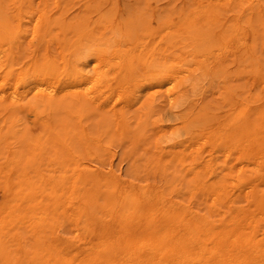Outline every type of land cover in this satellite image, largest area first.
Listing matches in <instances>:
<instances>
[{"label":"rangeland","instance_id":"374dc122","mask_svg":"<svg viewBox=\"0 0 264 264\" xmlns=\"http://www.w3.org/2000/svg\"><path fill=\"white\" fill-rule=\"evenodd\" d=\"M229 2H239L243 8L251 2L261 4L259 10L264 11V0H0V22L8 18L13 20L11 17L17 14L18 7L28 11L24 13L23 10L24 15H20L18 19L19 30L15 28L16 21L0 27V65L9 69V78L36 70H39L40 75L51 77V80L41 82L37 90L33 88L26 95L24 91L27 88L17 87V97H25L24 100L28 101L33 99L35 93L48 96L50 92L53 94L49 95L55 97L64 93L71 96L79 87L85 89L89 86L90 94L101 101H95L96 104L93 102L95 105L88 104L91 108L65 105L66 107L54 109L56 111L53 112L51 109L35 106L15 112L10 132H18L17 135L28 132L31 137L35 132H51L42 138L39 151L31 155L32 157L29 155L31 163L27 169L31 175L37 169L36 172L41 176L50 175L49 177L55 179L61 176L66 180L63 191L56 186V190L51 192L57 198V205L61 207L59 218L51 223L56 230L53 231L54 235L76 244L87 240L95 242L99 235L98 215H105L109 219L106 215L113 209V201L105 199L106 193L118 195L124 189L136 194L152 186L163 191L166 197H178L177 200L184 205H191L204 213L197 197L190 198L183 193L191 174L180 169L175 162L176 157L183 160L185 168H197L195 166L205 161L212 165L218 176L228 171L224 168L231 167L229 174L235 179L253 177L250 168L260 160L259 157L264 161V152H259L252 158L239 157L238 151L244 149L248 153L253 149L254 142L246 141L243 134L237 143H233L236 132H229V124L221 122L227 118L224 117L225 113L229 114L241 105L253 108L261 104L256 98L264 92V85L257 78L253 81L250 72L263 68L264 20L258 19L255 12L250 25H245L241 20L237 24L240 33L238 29L234 31L237 25L229 21V18L236 10L224 9ZM41 15L42 18L51 16L50 19L57 21L43 37L40 23H35V19ZM237 32L239 34L234 35ZM179 33L186 36L187 40ZM158 46H161L160 49ZM136 49L138 50L135 51ZM140 51L144 54L137 55ZM241 54L245 59H238ZM125 58L133 59L132 66L137 63L134 72H126L128 69ZM141 58H145L143 60L156 70H164L169 66L165 86H147L149 81L142 75L143 69L138 64ZM74 67L81 73L83 80L77 85L67 84L63 92L61 85L72 81ZM124 73L127 74L126 77ZM99 74L101 75L98 76ZM93 77L98 79L97 82ZM171 83L172 88H169ZM2 89L7 97H11L12 89L9 86H3ZM171 94L176 97L172 106L167 103ZM9 120L6 113H0V125ZM17 138L16 145L22 148L24 141L22 142L21 136ZM202 149L205 151H201ZM72 164L78 169L76 184L69 176L74 167ZM64 168L67 169L64 171ZM83 173L96 176L93 175L89 181L80 185ZM202 174L205 179L212 180L214 177L211 174ZM79 186L83 189L80 190ZM230 187L229 185L228 188ZM87 193H91L90 198ZM179 193L182 196H177ZM243 205L239 199L233 200L234 207ZM80 227L87 229L86 239L80 234Z\"/></svg>","mask_w":264,"mask_h":264},{"label":"bare ground","instance_id":"6f19581e","mask_svg":"<svg viewBox=\"0 0 264 264\" xmlns=\"http://www.w3.org/2000/svg\"><path fill=\"white\" fill-rule=\"evenodd\" d=\"M252 2L245 8H243L239 2H235V4H230V2L225 4L224 9L229 11H231L232 9L236 10L233 14H231V18H229V21H232L237 25L239 24V21L243 20L246 23L245 25H250L252 14H254L255 12H257L258 19H260L261 21L264 20V11L262 12L259 10L261 4H252ZM18 9L19 10L16 14L18 15V17L16 15H13L11 17L13 18V20L10 21V19L8 18L5 21L0 22V27L3 24L10 25L12 22L16 21L15 28L19 30L20 21L18 19L20 15H24L23 10L24 13H28V11H26V9H22L21 7H18ZM244 11H247L246 14H244ZM42 14H44V12ZM50 17L46 16L45 18H42L41 15L35 19L36 22L34 21L35 23H40V30L43 31L42 37L44 36V34L51 30L52 24L57 22L52 18L50 19ZM214 19L217 20L216 18ZM238 28L239 27L237 25L233 30L236 31ZM238 32L240 33L239 29ZM238 32L234 35L239 34ZM184 33L185 31L183 32V34ZM250 34L251 31L249 35ZM179 35L181 34L179 33ZM186 35H188V32L186 33ZM183 38H186L187 40L186 36ZM242 43L244 44V42ZM157 45H159V43L156 44V46ZM137 50L138 49H136L135 51ZM145 50L147 51V49ZM140 52L137 53V55H141L143 53ZM158 54L160 55L159 52ZM154 55L155 54H153V56ZM159 55L158 57H160ZM129 57L130 56H128V58ZM166 57L164 58L167 59ZM97 58L99 59V57ZM72 59L76 63V58L74 56ZM143 59L141 58L138 64H140L141 69H143L142 75L146 80L149 81H147V86H163L164 83L167 82V68L169 66L164 70H162L161 68V70H156L155 68L151 67L150 63ZM158 59H156L157 62ZM238 59L243 60L245 58L243 54H241ZM126 61L127 63L125 65L128 69L126 70V72H134L135 65L137 63L132 66V63H134L133 59L130 58ZM136 62H138V60ZM73 69L75 73L72 81L63 83L61 85V90L63 92L68 86L67 84L77 85L78 83H80L79 81L83 80V78H81V73L77 71L78 69H76V67H74ZM137 70L139 71V69ZM97 72L100 73V71ZM114 72L116 73V71ZM8 73L9 69H6V66L0 65V113L4 112L8 115V117H10L9 121L5 122L3 125H0V264H264V161L261 160L262 157H259L260 160L253 164L252 169L250 168V172L253 174V177H245L242 179H235L231 174H229L231 167L224 168L228 171L225 174H221L218 176L215 172V169L211 167L212 165L210 166L205 161L202 164H198V166H200L199 169L198 166H195L197 168L191 169V167L189 166V168H185L183 160H181L179 157H174L175 162L180 167V169L183 170L184 173L188 172V174H191V179L189 181H186V189L183 191V193L185 195L187 194L190 198L191 196L197 197V200H199L197 202H199L203 206L204 213H200L199 210L194 209L193 207H191V205H184L179 200H177L178 197L172 195L166 197L163 191H159L160 189L157 190L152 186H149L148 190H144L136 194L130 190L124 189L119 191L118 195H113L111 194L112 192L106 193L105 199H111V201H113V209L109 212V214L106 215L109 217V219H106L105 215H98L99 217L97 220V229L99 230V235L97 236V240L95 242L87 240L76 244L69 239L54 235L55 232L53 233V231L56 230L53 229L51 223L59 218V215L61 213L59 209L61 207L59 208V206L57 205V198L55 195H52V193L56 186L63 191L65 188L66 180L61 176L57 179H55L54 177H49L50 175L41 176L38 174V172H36L38 171L37 169L36 171H34V175H31L32 173L29 174V171L27 169L28 165L31 163L29 155L33 156L35 152L39 151L42 146V138H45V136H47L46 134L49 135V133L51 132H35L34 136L32 137L29 136L28 132H21V134L19 135L21 136L22 142L24 141L23 147L21 148L20 146L16 145L15 141L18 139L17 137H20L19 135H17L18 132H10L11 127L14 124L13 119L15 117V112L17 110L25 111L35 106H41L49 110L51 109L53 110V112L56 111L54 109L61 108L65 105L69 107L78 105L82 109L84 108V106H89L91 108V105H95V101H99V99L96 100L97 98L94 95H91L92 93L89 92V86H86L87 88L85 87V89L79 87V89L77 90H75L74 87L73 89L75 90V94L71 96H67L64 93L55 97V95H49L51 93L50 89V93L48 92V96L43 95L42 93H35L32 97V100L28 99V101H25V97H17V87L23 86L24 88H27L24 91V94L26 95L29 90H33V88L36 89L37 86L41 84V82L44 81L45 83L48 82L49 79L51 80V77L40 75L39 70L29 73L26 72L24 74L19 73V76H16L14 78H9ZM96 75L95 77H98L101 74H99L98 76ZM250 75L253 77V81H255L254 78H257L259 79V82L263 83L264 85V64L262 69L256 68L252 72H250ZM126 76L127 74L124 77ZM95 77H93L92 79L96 80ZM117 79L119 81V77ZM94 80H92L93 83L95 82ZM118 81L116 80V82ZM172 83L170 84L171 86L169 88H172ZM6 85L7 87L9 86V88L12 89V91H10L11 97H7L4 94V90L2 89V87ZM44 87L42 88L44 89ZM43 89L42 91H44ZM256 100L261 102L259 106L250 108L245 105H241L240 103L241 106H239V108H236L235 111L229 114L225 113L226 115L224 117L227 116V118L226 120L221 122L223 124H229L231 128L229 132H236L233 143H237L243 134L246 137V141L251 140L254 142L253 149H251L248 153L244 149L239 150V157L245 156V158H252L255 156V154L264 152V92L262 93V95L260 94V96L257 97ZM175 101L176 97H173L172 95L170 96L167 103L171 104L172 106L175 104ZM41 107L40 109H42ZM40 109L39 111H41ZM33 117L35 118L36 116ZM30 133L32 134V132ZM231 135L233 136L234 134L231 133ZM227 139L231 140L230 137H227ZM218 150L219 149H217V151ZM201 151L205 150L202 149ZM74 153L75 152H73V154ZM242 158L244 159V157ZM23 161L24 163H22ZM70 161L74 162L73 159H71ZM61 164H63V162ZM65 169L67 168H64V171ZM86 172L88 173V171ZM202 172L206 173L207 175H213V179H205ZM93 175L96 176V174L83 173V180L82 178L79 179L82 180L80 185L82 184V182L85 183L87 180L89 181L93 177ZM69 176L72 177L74 183L78 180L77 176H79V174L78 169L75 165L74 167H72ZM95 181L96 180H94V182ZM229 185L231 186L230 188H228ZM84 186L82 185V187ZM86 186L88 185L86 184ZM95 188L96 187L94 184V190ZM82 189L83 188H81L80 190ZM49 190L50 193H47V191ZM86 195H88V193ZM89 195L88 198H90ZM177 196H182V194L179 193L177 194ZM235 199H239L241 202H243L244 205L234 207L233 200ZM44 201H46V203H44ZM85 208L87 207L85 206ZM75 221L76 220H74V223ZM77 229L79 230V228ZM80 234L84 239H86L87 229L80 227Z\"/></svg>","mask_w":264,"mask_h":264}]
</instances>
